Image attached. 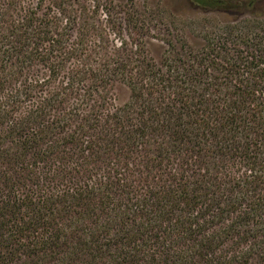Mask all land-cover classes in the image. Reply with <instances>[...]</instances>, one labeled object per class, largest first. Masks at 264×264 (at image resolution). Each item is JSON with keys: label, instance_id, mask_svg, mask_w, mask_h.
I'll list each match as a JSON object with an SVG mask.
<instances>
[{"label": "trees", "instance_id": "trees-1", "mask_svg": "<svg viewBox=\"0 0 264 264\" xmlns=\"http://www.w3.org/2000/svg\"><path fill=\"white\" fill-rule=\"evenodd\" d=\"M187 1L227 12L257 0ZM92 3L96 13L100 0ZM38 7L9 23L0 11V126L14 127L0 133V264H264V15L230 19L214 41L178 45L159 61L115 52L92 71L68 66L94 28L86 5ZM33 59L46 73L25 79ZM91 73L79 100L87 106L53 118ZM112 81L130 99L104 112L94 97ZM8 84L16 87L5 92ZM45 86L51 94L13 123L12 110ZM73 151V167L37 172ZM103 154L112 161L101 176L93 166ZM131 154L138 166L126 182L116 175ZM138 171L144 188L132 184Z\"/></svg>", "mask_w": 264, "mask_h": 264}, {"label": "rangeland", "instance_id": "rangeland-1", "mask_svg": "<svg viewBox=\"0 0 264 264\" xmlns=\"http://www.w3.org/2000/svg\"><path fill=\"white\" fill-rule=\"evenodd\" d=\"M7 1L0 0V11H5L6 13L5 23L20 18L26 13L28 8L30 9L34 6H40L38 7L40 8V12L47 13V11H50L47 9L54 3V0H15L13 6H7ZM75 1H79L80 5L83 2L89 9L87 14L93 17L94 28L88 34L85 52L72 58L68 62V66L69 69L71 67L75 69L79 64H87L91 65L92 71H96L115 52H118L122 59L126 57L133 59L144 58L145 56L152 58L154 61H159L165 55L170 56L173 48L178 45H187L195 49L198 45L205 44L202 37L206 41H214L213 39L220 37L221 33L218 31L217 25H236L232 24L230 19L237 18L239 21L237 23L242 24L245 23L243 21L248 19L249 12L264 15V0H257L256 3L250 6H233L227 12L203 11L191 5L187 0H100L101 6L96 13H91L93 10L92 0ZM238 1L244 2L245 0ZM79 7L76 8L79 10ZM238 31L239 28L237 27V30L233 31L232 34L235 35ZM122 39L123 43L120 42ZM72 44L73 41L71 40L69 45ZM46 48L47 45L45 43L39 44V49L44 50ZM45 73V68L41 65V62L33 59L31 64L25 66L21 75L25 79L34 80L44 77ZM92 75V73L88 74L83 84L74 87V89H69L65 94L66 96L64 95L65 97L61 96L65 101L64 105H58L50 110L53 118L60 115L61 110L68 111L75 105L80 110L87 106L79 105V100L83 94L82 90L86 89L87 85L91 83ZM17 82L18 80L16 79ZM15 87L16 85L14 84H8L6 85L7 91L5 92H9L10 89H14ZM52 90L57 91L56 88ZM49 91V88L46 86L35 89L32 92V100L29 104L12 110L10 117L13 119L12 122L14 123L17 118L23 117L32 105H35L49 93L51 94ZM99 96L103 98L104 107L102 111L106 112L126 103L130 99V89L122 81H112L107 86L99 88V93L94 97V101H97V103ZM0 97H2V94ZM59 98L54 97L52 101H57ZM45 104L47 105V103ZM9 121L8 119V125H10ZM31 127L36 126L31 125ZM5 128V124H1L0 133L5 135L14 127H9L7 130ZM50 131L46 130L44 134ZM8 146H10L9 143ZM75 149L77 151V147ZM76 151H73L72 156L68 159H55L47 165L49 168L43 166L37 172L43 174L47 171L53 172L73 167L79 161L75 155ZM84 157L86 158L85 155ZM100 161L102 164L100 166L94 165L93 169L102 176L111 167V155L103 154ZM120 162L122 164L118 165L119 173L116 176L121 174V178L129 182V174L136 175L134 173L137 170L136 166H138L136 155L131 154L127 160H121ZM29 170L33 171L34 169L30 168ZM75 181H78V179H75ZM133 181L132 184L135 187L144 188V182L139 179V171L138 175L133 178ZM61 182L69 187L72 185V182L67 179H62ZM22 190V192L25 191L24 189Z\"/></svg>", "mask_w": 264, "mask_h": 264}]
</instances>
